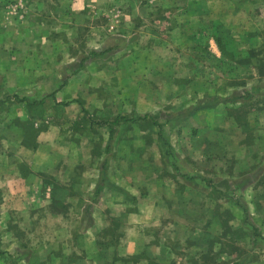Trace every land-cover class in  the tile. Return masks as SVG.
<instances>
[{
	"label": "rangeland",
	"instance_id": "obj_1",
	"mask_svg": "<svg viewBox=\"0 0 264 264\" xmlns=\"http://www.w3.org/2000/svg\"><path fill=\"white\" fill-rule=\"evenodd\" d=\"M257 85L264 0H0V159L58 198L0 190V264H264Z\"/></svg>",
	"mask_w": 264,
	"mask_h": 264
},
{
	"label": "crops",
	"instance_id": "obj_2",
	"mask_svg": "<svg viewBox=\"0 0 264 264\" xmlns=\"http://www.w3.org/2000/svg\"><path fill=\"white\" fill-rule=\"evenodd\" d=\"M35 154H37L35 149L26 148L18 144L16 148L12 150V153H8L9 156H6V153H4L3 155L5 156L0 159V190L5 194H9L5 199H8V201L15 205H18L20 201H22L23 193H21V190L23 191L25 188H29L32 183V185L37 184V187L39 185V190H37L38 194L35 195L37 201L45 202V204L48 205L51 201L58 200V198H55L51 193L50 187L43 184L41 180H31L33 176L32 165ZM21 164H25L31 173L23 175L19 168ZM45 174L48 178L49 176H56L49 168H47ZM42 178H44V176H42ZM20 187L22 189H20ZM39 191L42 192L40 193ZM39 194L41 196H38Z\"/></svg>",
	"mask_w": 264,
	"mask_h": 264
},
{
	"label": "trees",
	"instance_id": "obj_3",
	"mask_svg": "<svg viewBox=\"0 0 264 264\" xmlns=\"http://www.w3.org/2000/svg\"><path fill=\"white\" fill-rule=\"evenodd\" d=\"M109 51H110V49L103 50V51H91L87 57H84L81 60V63H83L87 59H92L95 57L103 56L104 54H106ZM263 89H264V87H262L260 85L253 86L250 89H245V90H242L240 92L235 93L234 95H231V97H229L226 102H228L230 104H246V103H249L252 100H254L258 95H260L263 92ZM209 107L210 106L195 107L190 111L189 115H192L193 113L196 114L197 112H199L205 108H209ZM154 117L155 116H151L148 114L144 115V116L138 115L135 117V119H133V121H146V120L150 121L151 119L153 120ZM128 121H130V119L124 118V117H117L112 123L113 124H119V122L124 123V122H128ZM112 123H110V124H112ZM155 126L158 127L157 125H155ZM104 169H105L104 166H102V168L100 170V174H99L98 183L96 184V187L93 191V195H92V199H91L92 203L97 202V200L102 196L104 189H106V187H107V183H106L104 175H103Z\"/></svg>",
	"mask_w": 264,
	"mask_h": 264
}]
</instances>
